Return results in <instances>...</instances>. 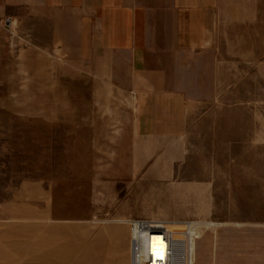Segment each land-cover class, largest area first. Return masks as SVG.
Segmentation results:
<instances>
[{"label":"rangeland","instance_id":"374dc122","mask_svg":"<svg viewBox=\"0 0 264 264\" xmlns=\"http://www.w3.org/2000/svg\"><path fill=\"white\" fill-rule=\"evenodd\" d=\"M242 4L250 24L232 47L257 56L234 58L231 81L223 66L216 80L206 66L186 75L187 152L162 176L131 168L130 89L31 60L0 25V224L14 209H100L177 237L191 224V264H264V0Z\"/></svg>","mask_w":264,"mask_h":264},{"label":"crops","instance_id":"0c3cea01","mask_svg":"<svg viewBox=\"0 0 264 264\" xmlns=\"http://www.w3.org/2000/svg\"><path fill=\"white\" fill-rule=\"evenodd\" d=\"M243 1L0 0V17L15 21L23 56L48 57L65 70L87 66L78 69L130 89L131 168L162 176L187 152L186 75L206 66L216 80L223 66L231 77L234 58L257 56L232 47L234 27L250 24ZM60 211L8 210L14 219L0 224V264H130L125 219L102 220L100 209Z\"/></svg>","mask_w":264,"mask_h":264},{"label":"built area","instance_id":"2783aa9c","mask_svg":"<svg viewBox=\"0 0 264 264\" xmlns=\"http://www.w3.org/2000/svg\"><path fill=\"white\" fill-rule=\"evenodd\" d=\"M0 25L16 31L12 17H0ZM177 237L164 222L133 220L129 223L130 264H191L192 226Z\"/></svg>","mask_w":264,"mask_h":264}]
</instances>
